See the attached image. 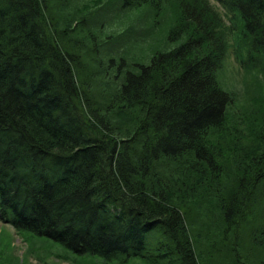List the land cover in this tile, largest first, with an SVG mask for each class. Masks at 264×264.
Wrapping results in <instances>:
<instances>
[{
    "label": "trees",
    "instance_id": "trees-1",
    "mask_svg": "<svg viewBox=\"0 0 264 264\" xmlns=\"http://www.w3.org/2000/svg\"><path fill=\"white\" fill-rule=\"evenodd\" d=\"M61 1L0 0V220L110 263L264 264V112L236 149L217 80L227 33L210 9L188 2L169 36L183 43L97 95L106 77L83 76L51 40L44 14ZM217 2L264 56V0Z\"/></svg>",
    "mask_w": 264,
    "mask_h": 264
},
{
    "label": "rangeland",
    "instance_id": "rangeland-1",
    "mask_svg": "<svg viewBox=\"0 0 264 264\" xmlns=\"http://www.w3.org/2000/svg\"><path fill=\"white\" fill-rule=\"evenodd\" d=\"M188 2L207 6L210 9L206 12L209 18L218 20L210 26L216 28L218 35L227 33L217 80L219 87L232 98L226 125L230 131L242 132L241 138L233 142L236 149L247 150L255 143L249 132L250 126L257 124L264 112V56L251 54L239 17L223 9L217 0H186L183 3L163 0L160 14L151 6L122 8L121 0H64L50 6L44 18L48 22L52 42L80 63L79 70L83 76L94 74L106 77L97 81L95 94L104 90L109 95L110 90L118 89L124 82L127 72H135L136 66L150 64L155 54L169 52L183 43L184 39L173 42L169 36L179 26L178 16L183 8L188 7ZM118 121L120 127H125L126 119L119 117ZM261 129L264 132V127ZM229 153L226 156L236 158L234 167H238L240 155ZM242 166L246 165L242 163ZM231 169L234 172V168ZM221 174L218 172L214 176ZM211 184L207 182L205 186H209L212 192L214 186ZM230 184H235L234 176ZM252 189L256 197L259 190L261 195L264 194L262 186L259 190L258 185ZM217 222L219 219L214 216L212 223ZM0 264L150 263L139 258L110 263L95 257L77 256L47 239L19 233L0 220Z\"/></svg>",
    "mask_w": 264,
    "mask_h": 264
}]
</instances>
